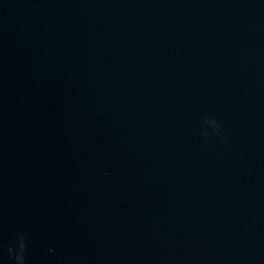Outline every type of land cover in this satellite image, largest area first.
Masks as SVG:
<instances>
[{
	"label": "water",
	"instance_id": "obj_1",
	"mask_svg": "<svg viewBox=\"0 0 264 264\" xmlns=\"http://www.w3.org/2000/svg\"><path fill=\"white\" fill-rule=\"evenodd\" d=\"M0 264H264V0H0Z\"/></svg>",
	"mask_w": 264,
	"mask_h": 264
},
{
	"label": "clouds",
	"instance_id": "obj_2",
	"mask_svg": "<svg viewBox=\"0 0 264 264\" xmlns=\"http://www.w3.org/2000/svg\"><path fill=\"white\" fill-rule=\"evenodd\" d=\"M20 249H21V251L23 250V244L20 245ZM16 259L19 261L21 258L19 255H17Z\"/></svg>",
	"mask_w": 264,
	"mask_h": 264
}]
</instances>
